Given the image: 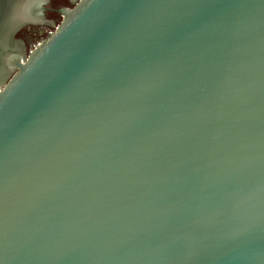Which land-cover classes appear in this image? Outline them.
<instances>
[{"label": "water", "instance_id": "1", "mask_svg": "<svg viewBox=\"0 0 264 264\" xmlns=\"http://www.w3.org/2000/svg\"><path fill=\"white\" fill-rule=\"evenodd\" d=\"M0 0V264H264V0Z\"/></svg>", "mask_w": 264, "mask_h": 264}, {"label": "flooded vegetation", "instance_id": "2", "mask_svg": "<svg viewBox=\"0 0 264 264\" xmlns=\"http://www.w3.org/2000/svg\"><path fill=\"white\" fill-rule=\"evenodd\" d=\"M70 6L66 0H49L44 5L40 18H37V23L21 29L17 38L24 43L27 49L32 48L52 30V25L59 23L61 20L60 11Z\"/></svg>", "mask_w": 264, "mask_h": 264}, {"label": "rangeland", "instance_id": "3", "mask_svg": "<svg viewBox=\"0 0 264 264\" xmlns=\"http://www.w3.org/2000/svg\"><path fill=\"white\" fill-rule=\"evenodd\" d=\"M70 7H71V6H70ZM70 7H69V8H70ZM36 44H37V43H36ZM30 49H31V47L28 48V50H30Z\"/></svg>", "mask_w": 264, "mask_h": 264}]
</instances>
